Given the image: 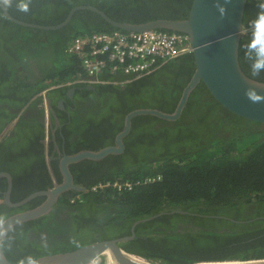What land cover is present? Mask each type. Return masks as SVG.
Masks as SVG:
<instances>
[{
	"label": "trees",
	"instance_id": "1",
	"mask_svg": "<svg viewBox=\"0 0 264 264\" xmlns=\"http://www.w3.org/2000/svg\"><path fill=\"white\" fill-rule=\"evenodd\" d=\"M191 1L4 0V6L21 21L53 25L64 20L73 6L91 4L114 20L136 24L186 18ZM249 22H264V0H246L238 46L244 73L264 81V26L247 29ZM113 30L126 31L87 9L76 10L59 28L25 26L10 20L0 5V171L11 175L10 201L51 186L49 164L61 178V154L54 145L60 146L62 139L66 154L95 151L115 145L113 136L123 129L130 111L174 110L195 69L191 51L143 75H126L118 67L107 66L98 74V82H80L86 77L85 69L81 59L67 50L69 43L78 35ZM87 85L94 90L86 89ZM70 88H74L70 122L60 133L49 132L46 139L41 91L45 90L46 98ZM79 124L85 130L78 135ZM121 140L119 153L67 164L73 183L84 189L67 190L57 202L66 194V201L74 197L70 208L85 210L71 212L75 230L42 245L25 232L40 225L48 235H55L58 226L54 219L48 220L50 213L18 222L0 243L7 260L26 262L126 235L135 219L161 210L165 212L138 222L133 238L120 242L121 248L159 264L264 258V123L227 110L199 81L189 91L178 118L135 115ZM47 158H51L49 164ZM116 181H129L131 187L117 188ZM97 183L108 185L92 189ZM5 188L6 178L1 176L0 221L34 207L43 197L8 208L2 202ZM95 204L99 210L93 209ZM97 264H105L104 258Z\"/></svg>",
	"mask_w": 264,
	"mask_h": 264
},
{
	"label": "water",
	"instance_id": "2",
	"mask_svg": "<svg viewBox=\"0 0 264 264\" xmlns=\"http://www.w3.org/2000/svg\"><path fill=\"white\" fill-rule=\"evenodd\" d=\"M246 0H192L188 14L183 19L157 18L142 23H128L112 19L99 8L91 4L73 6L64 20L53 25H42L21 21L14 18L6 10L4 0H1L3 13L12 21L32 27L55 29L66 24L72 14L78 9L91 10L104 20L126 31H141L147 29H169L187 35L191 53L194 57L195 69L174 110L170 113L153 108H137L126 114L124 127L116 135L115 145L98 150H82L74 154H64L60 168L64 181L45 191L36 190L22 199L12 202L9 199L11 175L0 171V177L6 178V188L3 193V203L19 206L37 194H48L49 198L42 204L31 209L15 212L0 221V243L7 231L16 223L36 218L46 212L55 195L67 187L73 186L66 162L78 161L84 157L100 158L108 153H119L123 149L122 137L127 133L130 119L138 114H153L164 119H176L186 101L189 91L199 81L203 83L211 96L224 108L242 118L264 123V81L247 76L238 60L239 39L242 34V17ZM92 87V86H89ZM80 189V187H76ZM161 210L155 214L135 219L131 223V233L118 238L97 239L74 249L38 256L26 262H11L7 260L0 248V264H97L106 253L111 251L115 264H159L120 247L119 242L134 236V226L141 221L151 219L164 213ZM170 212L187 213L180 209ZM190 264H264V258L244 260H205Z\"/></svg>",
	"mask_w": 264,
	"mask_h": 264
},
{
	"label": "built area",
	"instance_id": "3",
	"mask_svg": "<svg viewBox=\"0 0 264 264\" xmlns=\"http://www.w3.org/2000/svg\"><path fill=\"white\" fill-rule=\"evenodd\" d=\"M263 23H248L247 29L261 28ZM244 27H242V32ZM68 51L81 59L86 77L83 81L98 82V74L104 67H118L126 75L139 76L156 66L191 50L187 35L157 29L141 31H96L78 35L69 43ZM45 90L41 91L43 106L46 105ZM148 180H153L149 178ZM108 183H97L92 189ZM117 188H130L131 182H114Z\"/></svg>",
	"mask_w": 264,
	"mask_h": 264
},
{
	"label": "flooded vegetation",
	"instance_id": "4",
	"mask_svg": "<svg viewBox=\"0 0 264 264\" xmlns=\"http://www.w3.org/2000/svg\"><path fill=\"white\" fill-rule=\"evenodd\" d=\"M82 80L83 79H81L80 82ZM89 86L90 85H87L86 89L94 90L93 86L92 87H89ZM73 95H74V88H70L66 92H60V93L49 95V96L47 95L46 99H45L46 100V105L45 106H43V104L41 103L40 106H42L44 108V111H45L44 112V116H45L46 139H47V135H48L49 132H51V134H54L56 132V130H57L60 133V130H61L62 126L65 125V124H69V122H70L69 121V117L70 116H69L68 108L70 107V103H72V101H73ZM67 98L70 101H67L68 100ZM28 113L30 114L29 111H28ZM34 114L39 116L38 111H34ZM123 127H124V125H123ZM78 130L79 131H76V132L79 135L80 133H83L85 128H83V126L81 124H79ZM110 130H111V132H113V129H110ZM86 132H88V128L86 129ZM116 135H117V133L115 134V137L113 136L114 143H115V140H116L115 139ZM54 148H56L57 152H59V154H61V156L59 155V157H58V170H59V172L61 174V178L57 179V177L54 175V173L52 171V168H51V164H49V162L51 161V158H47V164H49V172H50V175H51V178H52V182H51V186H45L44 188L40 189V191L49 190V189L53 188L56 184H60V183H62L64 181V176H63V173H62L61 168H60V162H61V160L63 158V155L66 154L64 152L65 141L62 139V142H61L60 146H58L55 143ZM59 149H61L63 151L60 153ZM68 163L69 162H66V167H67ZM67 169H68V167H67ZM70 175H71V173H70ZM71 183H72L73 186L67 187L63 191H60L59 193H57L55 195L54 200L50 204V207L48 208V210L43 213V214L50 213V217L48 218V220L51 219V218L55 220L54 224L56 226H58V229H57L58 232H56L55 235L50 236L46 232H44V229H45L44 227L38 225V226H34L33 228H30L29 230H27L25 232L27 237H29V238H31V237L38 238V242H40L42 245H46L51 240H53V238H59L61 234L69 235L68 233H71L72 231L75 230V227L74 226L72 227V223H71V221H73V219H74V216H73V214L71 212L77 211L79 213H84L85 210L82 207H79V208H76V209L75 208H70L69 207V205H71L70 202H73V200H74L73 198L74 197H69V201H66V198H65L66 194L64 195L62 201L57 202V198L60 195H62L61 193L65 192L67 190L71 189V190H74V192H75L76 190L78 191V190H83L84 189L83 186L74 184L73 181H72V177H71ZM76 187H80V189H78ZM4 192H5V189H4L3 193ZM36 196H43V197L36 205H34V207L44 203L49 198V195L45 194V193L44 194H37ZM36 196H34V197H36ZM13 202H16V201H13ZM5 204L8 206V208L17 207V206L9 205L7 203H5ZM94 206L95 207H93V209L99 210L98 209V204H95ZM31 208H33V206ZM31 208H25L23 210H27V209H31ZM23 210H18L16 212L23 211ZM96 212L98 213V211H96ZM43 214H41V215H43ZM92 216L97 217L99 215L93 214ZM32 219H34V218H32ZM131 226L132 225L130 224V227L128 229L129 230V234L131 233ZM60 231H63L65 233L60 232ZM74 233H76V231ZM129 234H126V235H129ZM122 236H125V235H122ZM122 236H118V237H122ZM118 237H114V238H118ZM108 239H112V238H108ZM121 242H123V241H121Z\"/></svg>",
	"mask_w": 264,
	"mask_h": 264
},
{
	"label": "bare ground",
	"instance_id": "5",
	"mask_svg": "<svg viewBox=\"0 0 264 264\" xmlns=\"http://www.w3.org/2000/svg\"><path fill=\"white\" fill-rule=\"evenodd\" d=\"M106 264H115V259L111 253V251H109L108 253H106Z\"/></svg>",
	"mask_w": 264,
	"mask_h": 264
},
{
	"label": "rangeland",
	"instance_id": "6",
	"mask_svg": "<svg viewBox=\"0 0 264 264\" xmlns=\"http://www.w3.org/2000/svg\"><path fill=\"white\" fill-rule=\"evenodd\" d=\"M103 258H104V260H105V264H106V257L104 256Z\"/></svg>",
	"mask_w": 264,
	"mask_h": 264
}]
</instances>
